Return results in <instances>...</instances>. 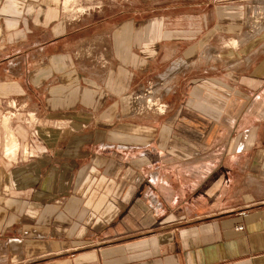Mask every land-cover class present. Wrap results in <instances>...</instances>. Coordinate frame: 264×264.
Listing matches in <instances>:
<instances>
[{"label": "crops", "instance_id": "1", "mask_svg": "<svg viewBox=\"0 0 264 264\" xmlns=\"http://www.w3.org/2000/svg\"><path fill=\"white\" fill-rule=\"evenodd\" d=\"M48 1L0 0V264H264L259 0Z\"/></svg>", "mask_w": 264, "mask_h": 264}, {"label": "rangeland", "instance_id": "2", "mask_svg": "<svg viewBox=\"0 0 264 264\" xmlns=\"http://www.w3.org/2000/svg\"><path fill=\"white\" fill-rule=\"evenodd\" d=\"M101 3L100 2L94 3L93 0H53V1L49 0L46 17L49 22L52 20H56L58 18L63 22H65V24L70 23L77 20L78 18L86 17L87 15L91 14L93 10L97 11L98 8L102 7ZM25 12L26 14L24 16H21L20 18L28 17L31 18L33 22H38L39 12H40V8L38 6H36L33 3H30L26 6ZM220 12L222 13H220L219 16H223V13H225L226 11L223 12L222 10H220ZM224 16H227L228 21L232 23L234 26H235V21L236 23L238 22L245 23L246 25L250 23L254 25L257 32H259V30H261V28L264 26V0L256 1L254 3V6L250 9V12L247 15L241 17L242 20L241 19L239 20L238 16L237 18H235L234 14H225ZM18 17L19 16H11V19H15V18L18 19ZM156 17H160V16L157 15ZM231 32L235 34V29ZM230 47L235 48V45H231ZM230 47H224V48L209 47L208 53L210 55L213 53V55L216 56L220 54L222 50H227V48ZM145 51L147 52L146 54H150L152 50L145 49ZM144 90L145 91L148 90L150 92L146 93L144 92ZM154 91H155V87L150 82L149 84H145L144 87L137 89L133 94L128 95L127 98L124 99V101L127 103L129 107V110L127 112L130 117L142 116L144 114L150 113L147 110H141L143 107L146 106L147 107L151 106L150 109L151 112L153 108L155 110L158 108L159 112L164 111L163 109L164 102L160 100L159 96L155 95ZM146 100H149V102H146ZM32 119H34V117H32ZM1 123L6 131H10L9 125H7V123H9V118L7 116L1 121ZM39 128L40 127L35 128L34 132L38 134Z\"/></svg>", "mask_w": 264, "mask_h": 264}, {"label": "bare ground", "instance_id": "3", "mask_svg": "<svg viewBox=\"0 0 264 264\" xmlns=\"http://www.w3.org/2000/svg\"><path fill=\"white\" fill-rule=\"evenodd\" d=\"M235 41V40H234ZM146 102H149V100H146ZM140 105V104H139ZM6 123V122H5ZM6 125V124H5ZM8 141L7 144H6V154L5 156H8V155H13V151H15L17 149V144L16 142L14 141V138L11 134H9V137L7 138ZM5 152V151H4ZM12 157V156H11Z\"/></svg>", "mask_w": 264, "mask_h": 264}, {"label": "built area", "instance_id": "4", "mask_svg": "<svg viewBox=\"0 0 264 264\" xmlns=\"http://www.w3.org/2000/svg\"><path fill=\"white\" fill-rule=\"evenodd\" d=\"M144 92L148 93V92H150V91H148V90H147V91H145V90H144Z\"/></svg>", "mask_w": 264, "mask_h": 264}]
</instances>
